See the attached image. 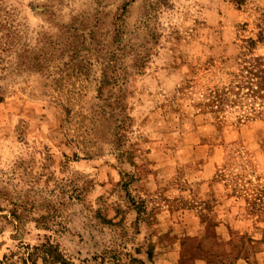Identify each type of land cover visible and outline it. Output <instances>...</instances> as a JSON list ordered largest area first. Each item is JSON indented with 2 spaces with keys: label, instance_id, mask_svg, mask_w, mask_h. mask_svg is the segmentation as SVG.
Instances as JSON below:
<instances>
[{
  "label": "rangeland",
  "instance_id": "obj_1",
  "mask_svg": "<svg viewBox=\"0 0 264 264\" xmlns=\"http://www.w3.org/2000/svg\"><path fill=\"white\" fill-rule=\"evenodd\" d=\"M258 56L264 0H0V264H264Z\"/></svg>",
  "mask_w": 264,
  "mask_h": 264
},
{
  "label": "trees",
  "instance_id": "obj_2",
  "mask_svg": "<svg viewBox=\"0 0 264 264\" xmlns=\"http://www.w3.org/2000/svg\"><path fill=\"white\" fill-rule=\"evenodd\" d=\"M255 45L256 42L250 41V48ZM234 93L237 99L251 102L249 105L253 118H264V56L245 59L230 87L213 93V106L221 109L231 103H238L229 98ZM71 109L67 108L69 114L73 113Z\"/></svg>",
  "mask_w": 264,
  "mask_h": 264
}]
</instances>
